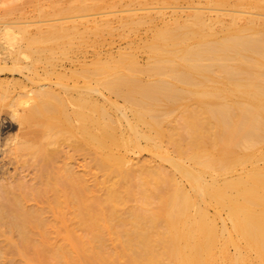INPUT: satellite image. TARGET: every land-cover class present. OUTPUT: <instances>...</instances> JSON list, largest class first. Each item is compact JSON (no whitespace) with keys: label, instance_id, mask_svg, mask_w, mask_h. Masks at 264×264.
Segmentation results:
<instances>
[{"label":"bare ground","instance_id":"6f19581e","mask_svg":"<svg viewBox=\"0 0 264 264\" xmlns=\"http://www.w3.org/2000/svg\"><path fill=\"white\" fill-rule=\"evenodd\" d=\"M76 1L66 11L114 6ZM209 16L162 18L129 51H96L71 75L82 85L60 75V91L22 102L35 129L14 152L39 172L33 187L0 183V264H264V20ZM140 18L121 23L135 33ZM109 22L7 27L0 61L54 68L101 45Z\"/></svg>","mask_w":264,"mask_h":264},{"label":"rangeland","instance_id":"374dc122","mask_svg":"<svg viewBox=\"0 0 264 264\" xmlns=\"http://www.w3.org/2000/svg\"><path fill=\"white\" fill-rule=\"evenodd\" d=\"M78 2L76 0H0L1 53L10 54L15 50L14 47L8 46L9 40L3 36L7 27H13L14 32L18 31L19 27H27L26 36L30 37L36 34L38 27L46 29L51 24L84 23L86 21L91 25L93 21H101L107 18L110 20L109 24L113 29L111 33L105 32L101 45L96 48L89 45L84 51L80 49V51L73 53L71 59L62 57L56 62L54 68L47 67L40 60L38 62L35 57L30 56L29 58V55L27 59L21 57L18 64H14L10 60L0 61V183L24 180L29 186L36 185L37 180L35 178L39 172L37 162H34L26 152L20 153V157L14 152L16 147L14 145L20 142L24 135L26 136L28 132L35 129V126L31 124L33 122L22 124L20 121L24 111H27L29 107L22 102L34 96V92L39 89L50 88L56 92L60 91L61 87L58 85L60 75L64 77L65 84L70 86L75 83L82 85V79L76 80L71 75L80 70L79 68L84 62L90 63L94 59L96 51H100L103 57L108 54L117 56L121 51L130 50L132 39H145L150 35L152 24L161 23L162 18L165 21H172L173 18L181 16V18H185L188 13L202 11L207 16L213 15L214 18L252 16L264 20V10L254 6L264 2V0H101V2L114 6L88 12L66 11L69 8L74 9L79 5ZM127 16L141 17L142 24L135 33L130 31V34L129 28L121 23V19ZM80 28L83 30L84 26L81 25ZM16 35H19L18 32ZM91 38L93 39V36ZM138 61L141 64L146 62L143 53H138ZM5 94H10V96L4 98ZM10 97L19 99L13 105ZM118 103L121 105L122 101L119 99ZM25 108L26 110H24ZM61 145L56 148L60 151L65 150V148L67 150V145ZM149 157L147 153H143L137 158L143 161ZM83 163V155H77L70 160L75 171H82ZM13 178L15 181L12 180ZM28 206H36V204L29 202ZM5 245L6 239L0 236V246ZM10 264L30 263L25 258L14 255L11 257Z\"/></svg>","mask_w":264,"mask_h":264}]
</instances>
